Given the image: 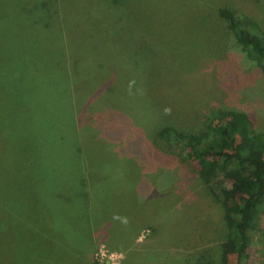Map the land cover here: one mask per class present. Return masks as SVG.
Returning <instances> with one entry per match:
<instances>
[{"label": "rangeland", "instance_id": "rangeland-1", "mask_svg": "<svg viewBox=\"0 0 264 264\" xmlns=\"http://www.w3.org/2000/svg\"><path fill=\"white\" fill-rule=\"evenodd\" d=\"M48 6L49 15L0 0V67L17 68L15 58L28 55L46 63L66 79L64 88L74 84L76 106L71 111L66 101L54 120L52 102L43 114L33 98L15 102L11 87L0 81V94L8 96L0 97V264H45L33 252L30 258L29 227H48L49 219L65 215L84 219L75 205L88 169V197L98 213L93 229L109 224L99 214L105 211L109 222H118L120 201L132 192L144 196V212L139 210L155 223L152 228L157 225L153 235L140 228L135 241L158 249L153 258L161 264L182 261L165 257L169 249L213 248L223 232L221 215L194 175L155 149L146 131L168 123L192 128L218 109L244 111L255 130L264 131L260 63L215 14L217 7L232 9L264 32V0H48ZM0 74L6 72L0 68ZM108 153L129 158V167L122 166L128 175L121 177ZM78 219L75 231H86ZM93 241L89 258L99 264L102 242ZM103 244L123 252L120 244ZM249 251L258 262L264 258V212ZM56 258L78 264L70 250Z\"/></svg>", "mask_w": 264, "mask_h": 264}, {"label": "trees", "instance_id": "trees-1", "mask_svg": "<svg viewBox=\"0 0 264 264\" xmlns=\"http://www.w3.org/2000/svg\"><path fill=\"white\" fill-rule=\"evenodd\" d=\"M18 1L23 5H34L49 15L48 0ZM215 14L225 22L226 28L232 32L246 55L259 61L261 75L264 77V32L259 31L250 19L238 18L232 9L217 7ZM17 57L15 62H18V69L7 63L0 67L6 72L0 74L1 85L11 87L15 102L24 96L33 98L36 108L43 114L45 110H49L48 103L52 102L58 114L54 120H60L66 101H69L73 111L74 84L71 90L66 89V79L58 73H52L45 67L46 63L35 61L30 55L27 59ZM8 78L11 79L12 86L8 84ZM0 97H3V101L8 98L4 93ZM75 115L76 113L71 114V126L76 123ZM149 128L151 130L146 133H149L147 136L150 135L153 147L163 151L179 167H185L188 174L194 175L203 194L208 197V202L221 215L223 227L221 238L213 248L202 245L179 248V251L173 248L166 251L165 257L179 255L182 261L177 264H264V258L258 262L249 251L257 222L264 212V131L255 130L253 120L246 112L233 109H218L214 114L208 113L192 128L177 127L171 123L161 128ZM106 159H110L115 168L121 170V177L122 174H129L122 167L126 168V163L129 167V158L126 156L106 154ZM92 171L93 169H88L82 173L84 181L86 178L87 181L78 197L80 201L75 205L78 215L84 216V219L76 218L77 215L59 216L54 222L49 219V228L32 222L28 232L25 231L29 234V245L26 246L31 247L30 258L34 253L45 264L48 260L50 264H61L62 261L56 258V254L70 250L73 254L77 252L78 264H96L89 258L95 238L96 241L109 245H113L112 242L120 244L124 252L121 264H161L160 260L153 258L158 249H146L145 240L135 241L140 228H150L153 235L157 227L152 228L151 225L155 223L147 219L146 212L143 216L139 210L143 208L144 212V206L141 207L145 203L143 195L137 194L136 198L132 192L124 194L123 201H120L122 209L116 211L120 215L118 222H109L111 213L103 211L104 213L99 214H104V221L109 226L93 229V217L98 213L92 199L88 197V189L91 187L89 174ZM115 174L120 178L117 172ZM70 199L73 196L66 200ZM101 218L103 219L102 216ZM77 219L83 220L81 226L87 225L86 231L83 232L80 226L81 231H75ZM106 235L110 238H105ZM174 258L168 259V264H174Z\"/></svg>", "mask_w": 264, "mask_h": 264}, {"label": "built area", "instance_id": "built-area-1", "mask_svg": "<svg viewBox=\"0 0 264 264\" xmlns=\"http://www.w3.org/2000/svg\"><path fill=\"white\" fill-rule=\"evenodd\" d=\"M98 250L100 256L98 258V261L100 262L99 264H120L124 257L122 251L110 249L103 243L99 245ZM104 256H107L108 260L110 261L106 260Z\"/></svg>", "mask_w": 264, "mask_h": 264}]
</instances>
